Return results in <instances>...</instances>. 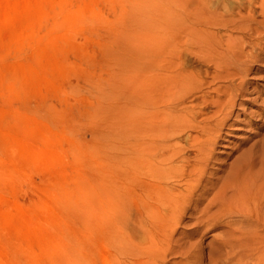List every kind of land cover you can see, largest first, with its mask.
<instances>
[{
	"label": "rangeland",
	"instance_id": "rangeland-1",
	"mask_svg": "<svg viewBox=\"0 0 264 264\" xmlns=\"http://www.w3.org/2000/svg\"><path fill=\"white\" fill-rule=\"evenodd\" d=\"M260 2H250L256 21ZM168 10L179 12L168 0H0V264H132L147 257L146 243L140 247L120 229L117 216L120 135L129 137L134 114L120 98V82L155 42L173 43ZM247 10L224 13L226 25L202 34L211 44L236 42L247 55L235 70L228 63L238 52L208 51L223 64L208 72L229 67L238 74L208 77L202 91L210 100L213 88L232 84L237 105L215 138L203 184L220 180L264 133V25L252 41L234 28ZM183 40L182 67L205 69L186 50L194 41ZM195 222L179 224L157 264H264V236L232 239L224 248L225 221L203 234H193Z\"/></svg>",
	"mask_w": 264,
	"mask_h": 264
},
{
	"label": "bare ground",
	"instance_id": "bare-ground-1",
	"mask_svg": "<svg viewBox=\"0 0 264 264\" xmlns=\"http://www.w3.org/2000/svg\"><path fill=\"white\" fill-rule=\"evenodd\" d=\"M213 1L215 4L207 0H168L169 6L179 10H168L166 18L165 29L170 30L173 43L168 45L164 39L155 42L148 54L132 59L131 75L120 82V98L134 107V114L129 137L120 135L122 188L117 193V216L120 229L128 230L140 247L146 243L148 252L144 253V261L132 264H157L159 254L171 250V236L184 220L196 221L193 234H203L206 227L217 228L225 221L228 230L219 239L224 248H232V239L264 236V166L254 172L259 164L264 165V133L228 163L220 180L203 184L214 158L215 138L229 125L237 103L232 84L213 88L216 95L210 100L202 91L212 83L208 77L212 81L225 80L226 76L238 74L227 71L229 67L212 74L207 71L210 64L217 69L223 67L208 52L223 45L220 41L211 44L202 34H212V29L226 25L221 19L224 13L247 7L246 16L239 19L243 24L232 23L239 32L254 39L260 25H264V0L260 2L262 18L258 21L252 15L253 0ZM175 20L181 24L176 26ZM183 38L184 42L194 41L195 46L186 50L194 56V63L205 69L182 67L178 42ZM225 48L239 53L228 63L236 70L247 55L236 42ZM208 107L214 109L207 111ZM124 114L121 116L125 119ZM126 119L132 120L130 116ZM122 124L127 123H121V127ZM128 182L131 184L126 188ZM233 217L239 220L233 221Z\"/></svg>",
	"mask_w": 264,
	"mask_h": 264
}]
</instances>
